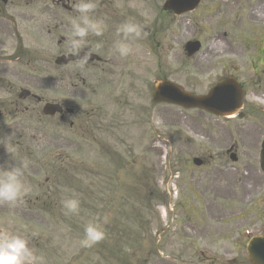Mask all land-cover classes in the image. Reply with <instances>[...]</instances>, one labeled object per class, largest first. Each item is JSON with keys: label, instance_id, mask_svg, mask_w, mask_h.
<instances>
[{"label": "rangeland", "instance_id": "obj_1", "mask_svg": "<svg viewBox=\"0 0 264 264\" xmlns=\"http://www.w3.org/2000/svg\"><path fill=\"white\" fill-rule=\"evenodd\" d=\"M36 43L29 44L27 48V66H26V76L27 83L23 84L26 89L36 90L35 93H40L47 98L52 99L55 96L51 92V82H45V79L53 76L54 70L51 66L50 60L53 57V49L51 48H41L36 47ZM149 78H140L141 82L139 88L135 91L138 97L137 107L146 108V111H119V106H117V97L111 94L109 91L105 95V102L107 106V115L105 117V126L108 128H113L115 134L118 130V121H119V139L124 142V146L120 149V158L109 164V161L106 159H98L97 155L89 153L90 157L86 158V161L90 163L91 172L85 174L84 180L89 187L87 201L81 202V210L78 215H65L63 211V218L71 219L72 217L76 219L75 224L71 226H65L63 229L58 227V232L54 236V240H62L65 236L66 240H69V244L61 243L60 247L65 249L71 248L72 251L79 248V241L83 238L84 226L91 220L96 218H102L105 215L109 217V222L113 224L109 226V223L106 224V239L101 241L99 244L88 248L80 257L76 258L73 264H136L134 261L129 259H124V254L126 253V248H122L120 245L115 243L119 241L121 233L124 236H128L130 241L137 243L144 236L143 246L148 247L151 244V241L148 237L149 233L152 230L150 225V215L146 211V207L155 206L158 201L163 197L160 195L163 189L161 185H165L167 181V175L172 170L167 168V164L173 163V157L168 156L165 166L163 165V160L161 159L165 153L164 147L157 143L151 135L150 130L157 129L161 135H164L168 131H173L175 137L181 139L179 135V130L184 129L182 126L190 125L192 128L198 130L200 126L204 131L207 132L208 136L213 141V148L216 152L218 151L217 145L219 141L216 138V135H213L216 130L214 123L209 122V119L201 120L198 116L194 118L193 113L188 112V116L191 117L189 120L179 116L178 110L174 108H169L165 106H151L150 97L147 96L146 89L143 85ZM34 84V85H33ZM33 85V86H31ZM30 114L27 115L29 117ZM198 126H197V125ZM174 125L175 128H173ZM181 125V126H180ZM222 136L226 135L225 129H220ZM95 137L99 138V135ZM107 141V143L114 142V136L104 133L101 136ZM181 141V140H180ZM208 142L199 140L197 144H190L189 148L182 147L181 145L176 144V151L173 150L174 156L177 157L178 153H182L181 158L186 157V154L191 153L192 155H203L204 148L209 147ZM181 144L183 142L181 141ZM77 147V145H76ZM78 149V147H77ZM128 149H132L131 154L127 153ZM174 149V146H173ZM256 151V150H255ZM140 154H142L140 156ZM249 157H251L249 155ZM134 160V163L131 167L126 166V162ZM253 158L243 157L242 161H239L234 167L236 170H240L242 165L249 164L252 167L251 172L247 176H240V173L234 171L220 172L217 174H208L203 175L201 172H195L193 181L199 175H202L203 182H206V185L213 182V176H215L214 183L223 190H230L235 194V197L239 195L241 191V185L239 181L248 178L252 180L254 184H250L249 192L254 191V187H258L259 190L263 192V195L256 200L258 202L260 199L264 200V177H262L255 169V161H252ZM84 164V163H83ZM85 165V164H84ZM182 165V164H180ZM116 167L117 171L115 170ZM174 166V165H173ZM166 167V171L165 168ZM85 168L87 166L85 165ZM176 170L179 168L174 167ZM222 162L216 163L212 169H221ZM223 169V168H222ZM84 173V172H83ZM179 175H183L180 173ZM185 180L188 182L190 180L189 172H186L184 176ZM207 180V181H206ZM220 193V192H219ZM124 194V195H123ZM182 197L191 205V208L198 212L195 200L200 196L195 191H183L180 192ZM253 194V193H252ZM221 195V194H220ZM130 196L131 202L124 203L123 199ZM79 198L78 196H76ZM151 198L149 203H141L148 198ZM205 197L209 200H212L215 195L212 192H207ZM216 201L224 203V199L217 197ZM133 204L136 210V216H139V219L127 218L123 215H119V209L126 210L128 207L126 205ZM217 204L213 207L215 208ZM264 205V203H262ZM263 207L259 205H254L251 208L248 215L256 212L258 213V218L262 219L264 217ZM5 210L0 207V223L6 219ZM210 212L217 214L218 210L210 208ZM191 217L194 214H190ZM203 216H205L203 214ZM30 219V218H28ZM35 218H33L34 220ZM69 223V222H67ZM46 219L37 222H29L21 230L12 226H2V230H7L10 232L18 233L26 237L28 230L30 228L33 234L38 233L41 229H48L49 225ZM181 229V226H180ZM176 237L181 238L179 235V230L175 233ZM29 241V239H28ZM79 252V251H78ZM75 252V255L78 254ZM95 255V258H93ZM104 256V258H103ZM239 264H246V255L244 252L239 253ZM122 258V259H121ZM151 264H169L165 259L155 258L154 262Z\"/></svg>", "mask_w": 264, "mask_h": 264}, {"label": "clouds", "instance_id": "obj_2", "mask_svg": "<svg viewBox=\"0 0 264 264\" xmlns=\"http://www.w3.org/2000/svg\"><path fill=\"white\" fill-rule=\"evenodd\" d=\"M97 0H76L71 9L77 15L70 18L71 33L67 37V55L77 57L76 67L84 69L90 55L84 49L89 36H102L108 29L105 19L97 18ZM141 25L128 21L116 28L117 39L113 40L111 51L120 58H126L133 53V43L141 37ZM83 53V55H81ZM7 152L12 154L7 148ZM15 158V156L13 155ZM16 159V158H15ZM26 165L20 162L18 166H0V204L18 206L24 202V197L30 189L24 182ZM61 205L65 215H78L81 201L76 196L64 198ZM109 217L96 218L89 221L83 230V238L79 241L81 248H91L106 239L105 225ZM0 264H46L45 257L29 246L24 236L4 230L0 232Z\"/></svg>", "mask_w": 264, "mask_h": 264}]
</instances>
